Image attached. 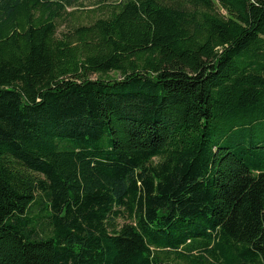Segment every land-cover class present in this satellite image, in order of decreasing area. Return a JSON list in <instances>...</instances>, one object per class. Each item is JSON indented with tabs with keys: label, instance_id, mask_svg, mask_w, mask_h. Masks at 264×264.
<instances>
[{
	"label": "trees",
	"instance_id": "16d2710c",
	"mask_svg": "<svg viewBox=\"0 0 264 264\" xmlns=\"http://www.w3.org/2000/svg\"><path fill=\"white\" fill-rule=\"evenodd\" d=\"M76 1L0 0V264H264V0Z\"/></svg>",
	"mask_w": 264,
	"mask_h": 264
},
{
	"label": "rangeland",
	"instance_id": "374dc122",
	"mask_svg": "<svg viewBox=\"0 0 264 264\" xmlns=\"http://www.w3.org/2000/svg\"><path fill=\"white\" fill-rule=\"evenodd\" d=\"M110 0H77L75 4L66 9V14L57 21V35L73 31L78 26H87L95 20L105 17L108 14L107 7L111 5ZM108 78H118V74L111 72L107 75ZM91 79L98 78V75H91ZM120 226L126 223V219L120 217L117 221ZM177 264V263H175Z\"/></svg>",
	"mask_w": 264,
	"mask_h": 264
}]
</instances>
